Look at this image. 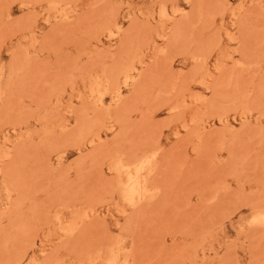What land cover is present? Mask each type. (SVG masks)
Returning a JSON list of instances; mask_svg holds the SVG:
<instances>
[{
    "label": "rangeland",
    "instance_id": "rangeland-1",
    "mask_svg": "<svg viewBox=\"0 0 264 264\" xmlns=\"http://www.w3.org/2000/svg\"><path fill=\"white\" fill-rule=\"evenodd\" d=\"M0 264H264V0H0Z\"/></svg>",
    "mask_w": 264,
    "mask_h": 264
},
{
    "label": "bare ground",
    "instance_id": "bare-ground-1",
    "mask_svg": "<svg viewBox=\"0 0 264 264\" xmlns=\"http://www.w3.org/2000/svg\"><path fill=\"white\" fill-rule=\"evenodd\" d=\"M126 167H127V166H126ZM126 167H125V168H126ZM134 169H135V168H134ZM131 180H132V179H131ZM129 181H130V180H129ZM133 181H134V180H132V182H133ZM136 182H137V181H136ZM132 184H134V183H132ZM135 184H136V183H135ZM129 185H131V182H129ZM132 186L134 187V185H132ZM133 187H132V188H133ZM142 187H143V186H142ZM129 188H130V186H129ZM134 189H135V188H134ZM134 189H133V190H134ZM128 190H129V189H128ZM132 196H133V195H132Z\"/></svg>",
    "mask_w": 264,
    "mask_h": 264
}]
</instances>
